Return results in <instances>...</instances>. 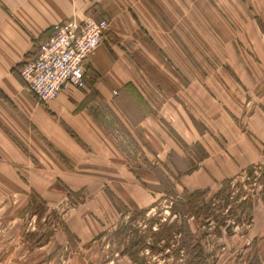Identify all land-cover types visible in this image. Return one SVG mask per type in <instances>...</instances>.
<instances>
[{
    "label": "rangeland",
    "instance_id": "rangeland-1",
    "mask_svg": "<svg viewBox=\"0 0 264 264\" xmlns=\"http://www.w3.org/2000/svg\"><path fill=\"white\" fill-rule=\"evenodd\" d=\"M118 2L101 18L125 82L111 106L85 100L113 143L109 165L70 160L24 104H0V264H264V0ZM161 102L192 134L163 159L119 109L135 120ZM187 197L184 237L172 209Z\"/></svg>",
    "mask_w": 264,
    "mask_h": 264
},
{
    "label": "crops",
    "instance_id": "crops-1",
    "mask_svg": "<svg viewBox=\"0 0 264 264\" xmlns=\"http://www.w3.org/2000/svg\"><path fill=\"white\" fill-rule=\"evenodd\" d=\"M118 1L0 0V104L5 103L6 98L16 105L24 104L25 109H29L27 111L30 120L43 136L50 139L67 158L75 162L85 158L94 163L97 160H107V163H102L105 165L112 162L111 150L108 152L112 141L105 133L104 127L92 116L89 105L85 104V100L89 99L93 92L110 105L113 94H117V88L125 82L120 81L118 77L120 75L117 63L120 58H117L115 51L107 45L110 42L103 41L95 49L91 57L87 87L65 89L46 101L47 105L32 97L22 78L14 74L13 68L37 55L41 43L52 34L55 24L69 20L80 22L87 17L100 19L104 15L112 18L119 16L122 9H118ZM112 25L109 23L107 32ZM169 104L171 101H167V105ZM165 105L163 102L158 103L157 111L135 120L129 116L123 105L119 106L126 116L123 124L132 138L138 143L155 146L153 148L157 150L156 155L161 159L166 158L169 151L177 150V134L184 141L186 128L191 134L186 112H181L174 106L167 112ZM168 113L171 118L166 116ZM49 119L52 121L49 122ZM176 121L181 122L183 127H177ZM196 140L195 137L193 141L197 143ZM197 171L198 169H195L191 174ZM150 196L151 199L148 197L136 202L137 206L143 208L151 205L155 199L154 191H151Z\"/></svg>",
    "mask_w": 264,
    "mask_h": 264
},
{
    "label": "built area",
    "instance_id": "built-area-1",
    "mask_svg": "<svg viewBox=\"0 0 264 264\" xmlns=\"http://www.w3.org/2000/svg\"><path fill=\"white\" fill-rule=\"evenodd\" d=\"M108 28L106 18L93 17L55 24L37 55L20 70L28 90L46 102L70 87L85 89L91 57L104 41Z\"/></svg>",
    "mask_w": 264,
    "mask_h": 264
},
{
    "label": "trees",
    "instance_id": "trees-1",
    "mask_svg": "<svg viewBox=\"0 0 264 264\" xmlns=\"http://www.w3.org/2000/svg\"><path fill=\"white\" fill-rule=\"evenodd\" d=\"M23 65H24V62L19 63L15 68H13V72H14V74H15L17 77H21V75H20V73H19V69H21V68L23 67ZM229 181H231V180H229ZM163 183H165V182L163 181ZM167 183H169V182H167ZM165 184H166V183H165ZM169 190H170V192H172L171 189H169ZM219 194H220V192L217 193V195H219ZM184 196H185V195H184ZM215 196H216V194H215L213 197H215ZM213 197H212L210 200H212ZM187 201H188V202H187ZM173 203L175 204L176 207H178V208H173V209H172L173 216L176 217V220H177L178 217H180V222L183 223V224H181V225H182V226L185 225V226L183 227V229H181L183 232H182V231H179V234H180V233H181V234L184 233V237H185V236L187 237V235L190 234V230L188 229V226H189V222H188V221H189V218L187 217L188 215H186V212L182 211L181 208H183V207L189 205L188 203H190V205H191V204H192V201H191L190 198L188 199V197H187V200H185L184 202L177 200L176 202H173ZM176 209H177V211H176ZM197 209L199 210V207H198ZM195 210H196V209H195ZM199 212H200V211H199ZM194 213H196V212H194ZM198 214H200V213H198ZM196 217H198V215H197ZM166 223H168V219H166ZM171 229L174 230L173 227H171ZM227 230H230L229 227H227ZM183 244L185 245V243H183ZM188 251L191 253V254H190L191 257L193 256V259L196 258V259H198V261L204 257V250H203V247H202V245H201L200 242H195V243H193L191 246L188 247ZM122 254H124V255H128V252H127V251H123ZM130 255H131V254H130ZM132 256H133V255H131V257H132ZM190 262H192V261H190ZM190 262L187 261L186 264H189Z\"/></svg>",
    "mask_w": 264,
    "mask_h": 264
}]
</instances>
